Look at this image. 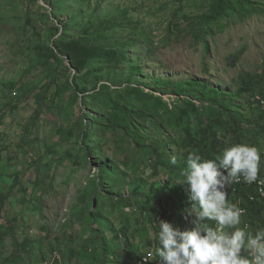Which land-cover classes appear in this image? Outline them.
<instances>
[{
	"label": "rangeland",
	"instance_id": "1",
	"mask_svg": "<svg viewBox=\"0 0 264 264\" xmlns=\"http://www.w3.org/2000/svg\"><path fill=\"white\" fill-rule=\"evenodd\" d=\"M216 1L0 0V264H100L95 216L126 228L121 264H163L159 220L181 228L176 169L200 153L187 126H220L212 158L256 146L264 175V0Z\"/></svg>",
	"mask_w": 264,
	"mask_h": 264
},
{
	"label": "clouds",
	"instance_id": "2",
	"mask_svg": "<svg viewBox=\"0 0 264 264\" xmlns=\"http://www.w3.org/2000/svg\"><path fill=\"white\" fill-rule=\"evenodd\" d=\"M261 161L260 149L246 143L232 144L212 159L198 150L188 153L178 183L188 193L184 220L191 226L182 230L159 220L156 254L163 264H264V229L253 234L247 224L239 227L244 209L228 200L229 186L241 179L264 186Z\"/></svg>",
	"mask_w": 264,
	"mask_h": 264
},
{
	"label": "trees",
	"instance_id": "3",
	"mask_svg": "<svg viewBox=\"0 0 264 264\" xmlns=\"http://www.w3.org/2000/svg\"><path fill=\"white\" fill-rule=\"evenodd\" d=\"M226 3H227V0H217L214 3V9H215L214 17L220 18L224 16L225 12L223 9V5ZM197 85L201 86V88L207 87V84H203L201 82L188 81L186 83V86H189V87H195ZM212 92L216 94L224 95V93H222L219 89H212ZM183 118H184V122L186 121L185 123L191 124V122H193L191 118V113H187V114L185 113L183 115ZM215 120H218V119H215ZM219 128L220 126H218L216 123L210 122V126L199 127L197 133L193 134L190 126H187V129L186 130L184 129V132H183L185 135L184 143H186V146H193L195 149L197 148L200 149V154L202 155L203 158L207 157L209 159H212V157L207 156V154H210L214 150L216 146L215 142H217V139H216V135H213V134L211 135V133L212 131L217 132ZM175 167H176V164L174 163V168ZM185 168H186V162L182 160V162L180 163L179 169H176V170L179 171V174H181ZM100 169L103 171L107 170V166L100 167ZM261 175L264 178V175L262 173ZM239 186L240 187H238V189L235 192L230 191L232 193L231 195L234 196L233 200L235 201V203H237L240 208L247 209L249 213L250 212L251 213L261 212L259 210H261L262 206L264 208V198H260L255 187L254 186H243V185H239ZM9 191H11V188L9 189ZM252 196H255L254 200L251 199ZM156 198L157 197L152 198L151 203L155 202ZM180 201H181V204L179 208L182 210L180 214V217L182 219H180V221L182 222L181 229L183 230L187 227H185V224H183L184 223L183 211L186 209H185V204L183 203L184 200L182 196L180 197ZM134 203H137V200H135ZM156 204L159 205L161 209L160 212L163 215H166L168 211H173L172 205H169L168 207H164L165 205L161 202V200L157 201ZM1 208L2 207H0V209ZM92 222L98 223L97 227L95 228H93V224H92L91 232L93 235H95L96 239L99 240L102 246V249H103V256H102V259L100 260L101 262L99 263L107 264L106 261L112 260L111 264H121L122 259H121V254H119L120 252L119 247L112 244L110 240L112 238L119 240V238L124 237L127 234L126 228L119 229L118 231H116L115 229H112V227L108 225H104L103 222H99V219L97 216L92 218ZM207 223L215 227V223L213 221H208ZM157 238H158V233H157Z\"/></svg>",
	"mask_w": 264,
	"mask_h": 264
},
{
	"label": "built area",
	"instance_id": "4",
	"mask_svg": "<svg viewBox=\"0 0 264 264\" xmlns=\"http://www.w3.org/2000/svg\"><path fill=\"white\" fill-rule=\"evenodd\" d=\"M260 177L263 178L261 175H260ZM237 185H243V186H252L253 185L255 187V189L257 190L260 198H264V186L258 185L257 183L246 184L241 179V182L239 184H232L229 187L232 188V189H236L235 186H237ZM251 199L254 200L255 199V196H252Z\"/></svg>",
	"mask_w": 264,
	"mask_h": 264
}]
</instances>
